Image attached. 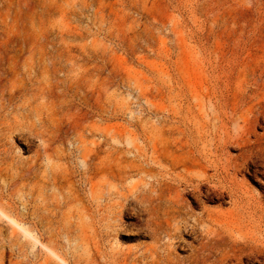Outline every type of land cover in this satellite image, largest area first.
Wrapping results in <instances>:
<instances>
[{
	"label": "rangeland",
	"instance_id": "obj_1",
	"mask_svg": "<svg viewBox=\"0 0 264 264\" xmlns=\"http://www.w3.org/2000/svg\"><path fill=\"white\" fill-rule=\"evenodd\" d=\"M0 264H264V0H0Z\"/></svg>",
	"mask_w": 264,
	"mask_h": 264
},
{
	"label": "bare ground",
	"instance_id": "obj_2",
	"mask_svg": "<svg viewBox=\"0 0 264 264\" xmlns=\"http://www.w3.org/2000/svg\"><path fill=\"white\" fill-rule=\"evenodd\" d=\"M255 173H257L256 171H254ZM176 181V180H175ZM170 186V185H169ZM171 187V186H170ZM173 187H175L176 188V186H173ZM172 187V188H173ZM209 187V186H208ZM170 191H171V189H169ZM204 190V189H203ZM184 191V190H183ZM201 191V190H200ZM153 192V191H152ZM155 192V194L157 193V190L156 191H154ZM162 192V191H161ZM190 192V191H189ZM213 192V191H212ZM184 193V192H183ZM191 195H193V197L195 198V200H197L198 199V195H197V193L196 192H192V194ZM206 195L207 196H205L206 197V199H209L210 197H209V194L208 193H206ZM227 196V195H226ZM201 197V196H200ZM129 198L130 197H128V196H125L123 199H124V201H126V204L125 205H123V210L124 209H126L127 211H129L130 209H129V207H127L128 205V201H129ZM137 199H140L139 197H136ZM219 198V197H218ZM149 199V198H148ZM147 199V200H148ZM156 199H162V193H157V197H155V198H153V201L151 200V202H154ZM132 200V199H131ZM142 200V199H141ZM140 200V201H141ZM147 200H144L143 199V203H145V201L146 202H149V200L147 201ZM132 202V201H131ZM130 202V203H131ZM142 202V201H141ZM172 202V201H171ZM134 203H135V201H134ZM136 203H138V200H137V202ZM174 203V202H173ZM133 204V203H132ZM170 204V203H169ZM131 205V204H130ZM138 205H140V204H138ZM176 205H177V203H176ZM122 207V206H121ZM150 207H152V206H150ZM172 207V206H171ZM131 209H133V206H131ZM173 209H174V207H173ZM178 209V208H177ZM135 210V209H134ZM143 210V209H142ZM147 210V209H146ZM138 211V210H137ZM151 211V210H150ZM181 211H182V209H181ZM122 212H124V211H122ZM185 212H187V211H184V213ZM127 213H132V211H130V212H127ZM153 214V213H152ZM152 214H150V215H152ZM121 215V214H120ZM136 215V214H135ZM191 216V215H190ZM153 217V216H152ZM149 221V220H148ZM150 221L152 222V220L150 219ZM154 221V220H153ZM149 224H150V222H149ZM151 226H152V224L150 225V231L151 232H156V230L155 229H153V228H151ZM188 227V226H187ZM194 231V230H193ZM183 232V231H182ZM155 234H158V233H155ZM154 234V235H155ZM152 235V234H151ZM177 235V234H176ZM171 236V235H170ZM245 244V243H244ZM246 245V244H245ZM245 249V248H244ZM245 255H246V257H248V258H252L253 256H254V254H253V252L252 251H247V250H245L244 252H243Z\"/></svg>",
	"mask_w": 264,
	"mask_h": 264
}]
</instances>
